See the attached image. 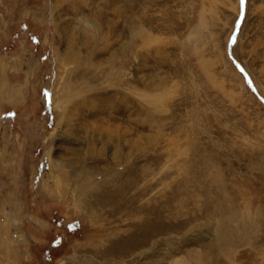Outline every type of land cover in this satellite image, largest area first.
<instances>
[{
  "label": "rangeland",
  "instance_id": "1",
  "mask_svg": "<svg viewBox=\"0 0 264 264\" xmlns=\"http://www.w3.org/2000/svg\"><path fill=\"white\" fill-rule=\"evenodd\" d=\"M0 264H264V0H0Z\"/></svg>",
  "mask_w": 264,
  "mask_h": 264
},
{
  "label": "trees",
  "instance_id": "2",
  "mask_svg": "<svg viewBox=\"0 0 264 264\" xmlns=\"http://www.w3.org/2000/svg\"><path fill=\"white\" fill-rule=\"evenodd\" d=\"M20 28H21V30H24L25 31L26 25H21Z\"/></svg>",
  "mask_w": 264,
  "mask_h": 264
},
{
  "label": "snow or ice",
  "instance_id": "3",
  "mask_svg": "<svg viewBox=\"0 0 264 264\" xmlns=\"http://www.w3.org/2000/svg\"><path fill=\"white\" fill-rule=\"evenodd\" d=\"M240 4L242 6L244 4V0H240Z\"/></svg>",
  "mask_w": 264,
  "mask_h": 264
}]
</instances>
